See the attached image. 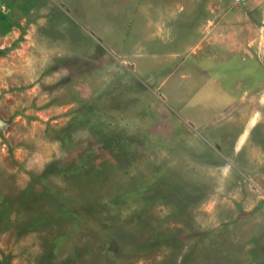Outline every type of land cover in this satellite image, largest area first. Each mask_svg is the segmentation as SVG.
Segmentation results:
<instances>
[{
  "label": "rangeland",
  "instance_id": "rangeland-1",
  "mask_svg": "<svg viewBox=\"0 0 264 264\" xmlns=\"http://www.w3.org/2000/svg\"><path fill=\"white\" fill-rule=\"evenodd\" d=\"M0 264H264V0H0Z\"/></svg>",
  "mask_w": 264,
  "mask_h": 264
},
{
  "label": "trees",
  "instance_id": "trees-1",
  "mask_svg": "<svg viewBox=\"0 0 264 264\" xmlns=\"http://www.w3.org/2000/svg\"><path fill=\"white\" fill-rule=\"evenodd\" d=\"M10 12L11 10H9L8 8L5 12H3V10H0V24H2L5 28L9 27L11 24H16L15 22L7 21L5 19V17H7Z\"/></svg>",
  "mask_w": 264,
  "mask_h": 264
},
{
  "label": "water",
  "instance_id": "water-1",
  "mask_svg": "<svg viewBox=\"0 0 264 264\" xmlns=\"http://www.w3.org/2000/svg\"><path fill=\"white\" fill-rule=\"evenodd\" d=\"M3 124H4V122L0 119V126L3 125Z\"/></svg>",
  "mask_w": 264,
  "mask_h": 264
}]
</instances>
